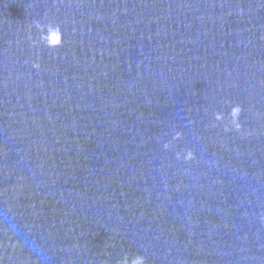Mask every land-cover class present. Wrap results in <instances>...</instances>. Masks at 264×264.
Wrapping results in <instances>:
<instances>
[{
	"label": "water",
	"instance_id": "water-1",
	"mask_svg": "<svg viewBox=\"0 0 264 264\" xmlns=\"http://www.w3.org/2000/svg\"><path fill=\"white\" fill-rule=\"evenodd\" d=\"M125 253L264 264V0H0V264Z\"/></svg>",
	"mask_w": 264,
	"mask_h": 264
},
{
	"label": "clouds",
	"instance_id": "clouds-1",
	"mask_svg": "<svg viewBox=\"0 0 264 264\" xmlns=\"http://www.w3.org/2000/svg\"><path fill=\"white\" fill-rule=\"evenodd\" d=\"M37 28L40 29L41 35L40 40L43 41L48 47H57L62 43V33L58 25H41L38 24ZM240 112L239 106L232 108L230 115L232 116V123L238 128L239 124L237 123L238 115ZM216 119H222L223 116L220 113H216ZM165 148L168 147L167 144L164 145ZM189 155H191L189 153ZM117 264H145V257L143 255H133L129 257L127 253L117 261Z\"/></svg>",
	"mask_w": 264,
	"mask_h": 264
}]
</instances>
